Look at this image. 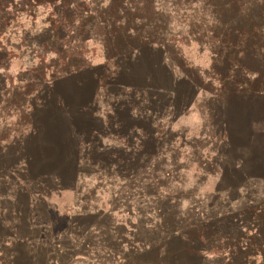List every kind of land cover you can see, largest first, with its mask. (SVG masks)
Wrapping results in <instances>:
<instances>
[{
  "label": "rangeland",
  "instance_id": "obj_1",
  "mask_svg": "<svg viewBox=\"0 0 264 264\" xmlns=\"http://www.w3.org/2000/svg\"><path fill=\"white\" fill-rule=\"evenodd\" d=\"M146 1L0 0V264H264V57Z\"/></svg>",
  "mask_w": 264,
  "mask_h": 264
},
{
  "label": "trees",
  "instance_id": "obj_2",
  "mask_svg": "<svg viewBox=\"0 0 264 264\" xmlns=\"http://www.w3.org/2000/svg\"><path fill=\"white\" fill-rule=\"evenodd\" d=\"M208 5L214 10V31L218 26H222L225 29L232 27L230 30H235L241 38L237 40V44L243 46H252L257 50L259 57H264V0H260L261 11L258 7H254V0H205ZM126 0H115L114 3L106 7L107 10L116 12L121 4H124ZM148 4V0L146 1ZM112 14V13H111ZM213 27V28H214ZM228 31V30H225ZM219 30V34H220ZM229 33H231L229 31ZM225 38L227 44H233L232 33ZM143 37L142 35H136L137 39ZM142 39V38H141ZM222 37H220V41ZM246 48V47H245ZM232 63L239 66L236 57L231 58ZM255 245H261L258 240L254 241ZM258 253L259 250H256ZM261 254L264 258V247ZM229 264H243L242 261L236 260L229 262Z\"/></svg>",
  "mask_w": 264,
  "mask_h": 264
}]
</instances>
